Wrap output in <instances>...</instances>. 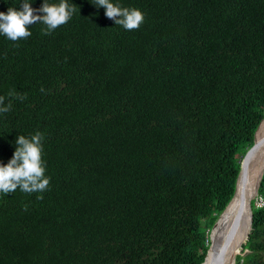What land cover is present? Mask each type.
Segmentation results:
<instances>
[{
	"label": "trees",
	"instance_id": "obj_1",
	"mask_svg": "<svg viewBox=\"0 0 264 264\" xmlns=\"http://www.w3.org/2000/svg\"><path fill=\"white\" fill-rule=\"evenodd\" d=\"M72 2L0 35V161L39 131L50 177L0 193V264H201L264 119V0H119L133 30ZM257 198L235 264H264V172Z\"/></svg>",
	"mask_w": 264,
	"mask_h": 264
},
{
	"label": "clouds",
	"instance_id": "obj_2",
	"mask_svg": "<svg viewBox=\"0 0 264 264\" xmlns=\"http://www.w3.org/2000/svg\"><path fill=\"white\" fill-rule=\"evenodd\" d=\"M36 0H19L17 6H9L0 11V35L17 41L31 36L30 25L42 23L46 25V32L67 23L76 12L72 0H59L50 3L42 0L39 8H34ZM92 5L96 9L103 8L104 15L120 25L125 30L137 29L145 19L139 8L124 7L119 0H94ZM5 97L0 96V114L10 111L11 104H5ZM42 133L37 131L31 136L17 135L14 151L5 164L0 161V193H13L18 188L23 192L44 191L50 183V177L45 175L46 162L42 158Z\"/></svg>",
	"mask_w": 264,
	"mask_h": 264
},
{
	"label": "bare ground",
	"instance_id": "obj_3",
	"mask_svg": "<svg viewBox=\"0 0 264 264\" xmlns=\"http://www.w3.org/2000/svg\"><path fill=\"white\" fill-rule=\"evenodd\" d=\"M253 143L258 146L248 161L247 171L244 177L239 176L235 194L210 231L209 242L212 241L222 258L219 264H235L250 230L251 201L257 196L264 170V120L254 134Z\"/></svg>",
	"mask_w": 264,
	"mask_h": 264
},
{
	"label": "water",
	"instance_id": "obj_4",
	"mask_svg": "<svg viewBox=\"0 0 264 264\" xmlns=\"http://www.w3.org/2000/svg\"><path fill=\"white\" fill-rule=\"evenodd\" d=\"M261 122H260V124H261ZM257 146H258L257 144L253 143L252 147L246 152V154L243 157V160H242L241 165H240V171H239V174H238V178H237V181H236L235 192H236V189H237L239 176L242 175L244 177V175H245V173L247 171L248 161L251 158L252 153L256 149ZM263 172H264V170H263ZM260 180H261V178H260ZM260 180H259V183H258V186H257V190H258V187H259V184H260ZM235 192H234V194H235ZM251 224H252V210H251V206H250V228H251ZM247 239H248V235H247ZM247 239H246V241H247ZM221 259L222 258H221L220 252L218 250H216V248L212 244V241L210 240V244L208 246V250H207L206 256L204 258V261L201 264H207V263H209V264H219L221 262Z\"/></svg>",
	"mask_w": 264,
	"mask_h": 264
},
{
	"label": "rangeland",
	"instance_id": "obj_5",
	"mask_svg": "<svg viewBox=\"0 0 264 264\" xmlns=\"http://www.w3.org/2000/svg\"><path fill=\"white\" fill-rule=\"evenodd\" d=\"M242 160H243V158L240 159L241 162H242ZM254 200H255V201H254ZM252 201H254V202L256 203L257 206L261 204V202H260V200L257 198V196H256L255 199H253ZM252 201H251V202H252ZM243 255H244V254L241 253V255H239V256H243Z\"/></svg>",
	"mask_w": 264,
	"mask_h": 264
}]
</instances>
